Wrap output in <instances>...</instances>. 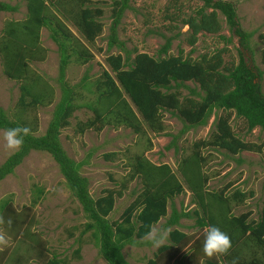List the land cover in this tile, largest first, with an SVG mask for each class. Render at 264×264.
<instances>
[{"label":"rangeland","instance_id":"rangeland-1","mask_svg":"<svg viewBox=\"0 0 264 264\" xmlns=\"http://www.w3.org/2000/svg\"><path fill=\"white\" fill-rule=\"evenodd\" d=\"M0 1L16 7L14 11H0L1 46L6 39L3 32L6 24L8 21L24 19L25 4L23 0ZM113 1L73 0V11L74 5L79 3L89 8H98L100 11L97 16L101 30L92 41L85 40L69 21L65 10L69 9L71 3L62 1L59 5L48 6L50 26L56 24L54 18H57V23H62L64 29L71 32L70 37L59 34L67 47L65 53L69 55L60 81L58 48L50 38L47 27L42 26L38 30L37 48L32 56L34 58L26 59L25 79L8 78L3 73L4 52L0 50V107L7 118L19 120L31 129V134L41 135L52 119L54 105L61 96V85L66 84L71 89L70 101L74 107L67 117L68 124L59 130L58 140L68 157L74 161H83L78 167V173L86 178L87 191L92 198L104 194V189L121 191V196L114 197L112 210L106 218L110 221L118 219L123 208L141 190V177L129 178L131 165L137 156L154 165L165 163L182 186V191L172 197L171 203L168 200L165 215L152 228L163 231L177 227L198 240L203 248L204 233L209 225L199 227L195 223L196 216L190 213L191 210L197 209L199 216L204 214L191 200L192 194L180 176L177 164L183 155L192 150L194 142H205L209 138L214 118L222 114V110L213 109L205 124L187 128L181 133L183 122L169 112L161 111L160 121L163 128L155 132L142 120L124 95L139 120V131L119 124L103 125L100 130L84 128L79 132L77 124L93 117V111L86 104L95 103L97 97L95 80L104 79L102 71L106 70L113 76L106 63L107 55L125 54L119 48V43L130 52V57L134 51L155 55L167 40H169L167 53L175 55L177 48L180 47L182 55H189L191 58H197L203 52L209 53L222 48L224 50L220 55L224 64L236 63L239 47L247 63L260 71L259 85L264 94V63L260 61L264 40L258 37V34L264 31V0H226L234 4L240 29L251 33L245 40V48L240 47L239 37L225 23L219 11H216L220 25L218 32L211 34L199 31L195 43L192 46L187 45L185 39L189 27L182 21L190 16H196L195 11L203 5L201 0H127V7L122 10L118 22L114 25L116 43L107 49L109 29L113 21ZM203 11L208 13L211 8L206 7ZM81 48L90 53L86 60L78 58L77 52ZM73 49H76L75 52ZM84 75L87 78L80 84L79 81ZM34 76H38L43 83L44 87H38L47 93L46 101L43 100L42 104L37 105L19 106L18 86L22 82H29ZM185 85L191 87L195 84L187 81ZM180 91L182 94H188L186 88L181 87ZM228 124L237 137L253 144L255 150H242L230 154L223 148L204 144L199 146V154L204 158L200 169L207 178L204 187L218 195L225 187L222 195L227 196L225 198L227 205H222L221 208L227 207L221 214L212 208L213 213H216L214 215L216 219L219 217L228 221L231 215L248 212L247 220H255L264 198V131L258 127L247 131L243 119L236 117L232 110L229 113ZM4 132L0 129V163L10 154L5 148ZM174 135V145L165 148ZM237 190L243 197L232 198ZM209 195L206 198L208 202L211 200ZM214 195L212 199L217 203ZM3 199L10 200L22 225L19 227V236L15 237L4 226H0L8 241L7 246H0L3 249L0 250V264H45L51 257L64 261L61 264H107L97 254L96 240L91 231H83L86 218L79 203L66 187L57 164L47 152L30 150L13 171L0 180V203ZM171 206L176 212L189 211L190 216L179 218L174 225H165ZM166 242L168 239L164 243ZM190 246L192 245L189 241V244L181 249L180 255L186 257ZM238 248L240 257L247 259L252 256L240 244ZM155 249L144 237L135 243L123 245L121 253L130 264H145V260L151 257ZM201 252L202 255L198 254L196 257L198 264H205L206 260L221 262L220 256L209 259L203 250ZM260 259L264 263V256Z\"/></svg>","mask_w":264,"mask_h":264},{"label":"trees","instance_id":"trees-1","mask_svg":"<svg viewBox=\"0 0 264 264\" xmlns=\"http://www.w3.org/2000/svg\"><path fill=\"white\" fill-rule=\"evenodd\" d=\"M23 1L25 4L24 19L8 21L3 30L6 38L0 46V50L4 52L3 73L8 78L25 79L26 59L34 58L32 56L37 48L38 30L45 26L50 31V38L57 44L58 80L60 81L69 55L65 53L67 47L59 34L67 37L71 32L65 30L62 23H57V18H54L56 24L53 27L50 26L51 19L47 15L48 6L59 5L62 1L71 3L65 13L71 24L87 41H92L101 30L97 16L100 11L98 8L83 6L82 3L74 5L75 10L73 11V0ZM201 1L203 5L195 11L196 16H190L182 21L189 27L188 36L185 39L187 45L192 46L195 43L196 34L199 31L211 34L218 32L220 25L216 11H219L225 23L239 37L240 47L245 48V40L251 33L242 31L238 26L234 4L226 0ZM113 3V21L109 29L107 49L116 43L114 25L118 22L122 10L127 7V0H114ZM206 7H210L211 11L204 13L203 10ZM15 9L14 5L0 1V11H14ZM258 37L264 40V31L259 33ZM168 45L169 40L157 50L155 55L150 56L144 52L134 51L133 56L130 57V52L119 43V48L125 54L123 56L119 53L107 55L106 63L113 76L103 70L101 75L104 79L95 80L97 96L95 103L86 104L93 111V117L84 123L77 124L78 131L81 132L84 128L100 130L103 125L117 126L119 124L129 126L133 131H139V120L128 102L134 106L148 127L155 132L163 128L160 121L161 111H167L183 122L181 133L187 128L205 124L206 118L213 109L222 110V114L214 118L209 138L205 142H194L192 150L182 156L177 167L192 194L191 200L200 207L201 213L204 214L203 217L199 216L197 209H192L190 213L196 216L195 223L199 227L217 226L231 239L232 248L228 255L220 256L221 262L206 260L205 264H221L222 262L223 264H264L260 259L264 256V198L255 220H247L248 212L231 215L228 221L219 219V217L216 219L214 215L223 213L227 207L221 208L227 205L225 200L227 196L222 195L225 187L219 191V195L204 187L207 178L200 169L204 158L199 154V146L203 144L223 148L230 154L242 150H255L253 144L242 141L233 133L228 119L232 110L236 117L243 119L247 131L254 127L264 131V94L259 85L260 71L254 65L247 63L239 47L236 63L224 64L220 55L224 50L222 48L209 53L203 52L197 58H191L189 55L183 56L180 47L177 48L175 55L167 53ZM77 54L79 60H86L90 55L83 48L78 49ZM260 61L264 63V47L260 51ZM86 78L85 75L81 77L80 84ZM187 81L195 85L188 87L185 85ZM38 86H43L38 76H34L29 82L19 84L17 98L19 106L42 104L47 93H44V90ZM181 87L187 89V95L181 93ZM49 95L51 96L50 91ZM70 99V87L62 84L61 96L54 105L52 119L48 122L44 133L26 136L22 149L15 154H9L0 163V180L11 173L30 150L47 152L57 164L66 187L80 205L83 216L86 218L83 231H91L96 240L97 254L107 264H130L121 253L122 246L144 238L150 228L165 215L168 200L171 203L172 197L182 191V186L167 164L154 165L141 156H137L131 165L132 171L129 178L140 176L142 188L123 208L118 219L108 220L106 216L112 210L114 197L121 196V191L104 189V194L92 198L87 191L86 178L78 173V167L83 161H74L68 157L58 140L59 130L68 124L67 117L74 107ZM18 125L24 126L17 119L7 118L0 107V129L5 131ZM174 137L175 135L171 137L165 148L174 145ZM111 154L108 153V155ZM208 194L211 198L209 202L206 200ZM213 195L216 196L218 204L213 201ZM234 197H243V194L237 190L233 193L232 198ZM172 207L165 225H174L179 218L190 216L189 211L176 212ZM212 208H215L216 213H213ZM0 210L5 219L9 217L12 219L11 226L5 224L4 228L8 229L13 237L19 236L22 221L17 219V210L10 200L3 199L0 203ZM228 210L229 208L226 211L227 214ZM169 230L168 242L156 248L151 257L145 260V264H198L196 257L198 254L202 255V246L199 241L177 227ZM189 241L192 246L187 251L188 255L183 257L180 251L189 244ZM239 244L245 247L252 256L247 259L240 257ZM63 262L51 257L45 264Z\"/></svg>","mask_w":264,"mask_h":264},{"label":"clouds","instance_id":"clouds-1","mask_svg":"<svg viewBox=\"0 0 264 264\" xmlns=\"http://www.w3.org/2000/svg\"><path fill=\"white\" fill-rule=\"evenodd\" d=\"M31 134V129L26 126H17L15 128H8L4 132V142L5 148L10 152V154H15L20 151L24 144V138ZM7 224L9 227L12 224V219L5 217L0 214V226ZM168 229L161 231L158 228H150L149 232L146 234L145 239L149 241L154 248H159L168 239L169 234ZM204 243H203V253L209 258H215L218 256H226L229 254L232 248V243L230 237L217 226H209L204 233ZM7 238L0 229V246H7ZM0 250H3L0 247Z\"/></svg>","mask_w":264,"mask_h":264}]
</instances>
